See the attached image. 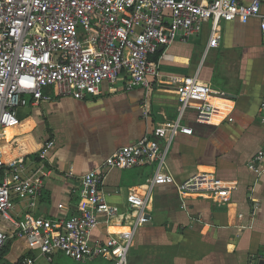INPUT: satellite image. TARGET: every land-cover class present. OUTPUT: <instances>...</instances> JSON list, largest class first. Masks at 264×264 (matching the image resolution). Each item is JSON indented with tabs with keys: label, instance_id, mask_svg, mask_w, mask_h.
<instances>
[{
	"label": "built area",
	"instance_id": "2783aa9c",
	"mask_svg": "<svg viewBox=\"0 0 264 264\" xmlns=\"http://www.w3.org/2000/svg\"><path fill=\"white\" fill-rule=\"evenodd\" d=\"M250 18H258L264 32V0H0V252L23 241L27 255L22 264H35L38 258L50 263L57 253L78 262L103 258L110 264H130L137 230L151 220L153 188L177 184L167 160L173 141L193 133L181 123L183 112L194 108L197 121L210 123L215 114L212 99L230 100L228 94L198 75L172 77L180 116L157 124L149 136L119 148L80 176L76 211L55 219L32 211L43 196L56 141L44 140L34 156L5 160L3 144L9 130L20 124L18 110L55 98L99 96L105 83L123 81L127 89L151 90L160 77L161 60L174 43L188 42L210 22L207 50L217 48L223 22ZM158 52L162 54L155 59ZM259 109L264 123V96ZM232 110L220 123L234 121ZM143 114L146 117L148 110ZM146 165L154 166V174L143 194H127V226L92 241L101 216L109 221L122 212L107 201V174ZM248 168L258 175L264 172V149L254 154ZM177 187L181 194L212 199H229L232 191L215 172H198Z\"/></svg>",
	"mask_w": 264,
	"mask_h": 264
},
{
	"label": "crops",
	"instance_id": "0c3cea01",
	"mask_svg": "<svg viewBox=\"0 0 264 264\" xmlns=\"http://www.w3.org/2000/svg\"><path fill=\"white\" fill-rule=\"evenodd\" d=\"M210 28L207 22L198 36L166 50L160 77L151 90L142 86L127 89L123 81L105 83L99 96L55 98L18 110L20 124L9 130V139L3 144L5 160L34 156L44 140L56 141L43 196L32 211L36 216L55 219L75 212L80 176L100 166L119 148L149 136L157 124L178 118L182 112L169 80L198 75L225 91L230 100L212 99L215 114L210 123L197 121L194 108L183 112L181 123L193 133L180 134L173 141L167 167L177 184L198 172H215L232 189L231 197L181 194L177 184L155 186L151 220L138 228L129 263L264 264V172L258 175L248 168L250 158L264 149L259 109L264 96V32L258 18L223 22L219 47L207 50ZM232 106L234 121L220 123ZM70 171L73 176H68ZM153 174V165L107 174V201L122 212L109 221L101 216L91 233L92 241L127 226L123 222L127 194H143V186ZM61 203L64 208H59ZM16 244L22 246L18 257L27 254L23 241ZM75 262L110 264L103 258Z\"/></svg>",
	"mask_w": 264,
	"mask_h": 264
},
{
	"label": "rangeland",
	"instance_id": "374dc122",
	"mask_svg": "<svg viewBox=\"0 0 264 264\" xmlns=\"http://www.w3.org/2000/svg\"><path fill=\"white\" fill-rule=\"evenodd\" d=\"M19 253L20 251L18 250V244H14V246L12 247L9 253L11 260H16ZM37 264H47V263L43 259H40L38 260ZM52 264H78V263H76L74 260L68 257H65L64 255L60 253L59 255L55 257V261Z\"/></svg>",
	"mask_w": 264,
	"mask_h": 264
},
{
	"label": "trees",
	"instance_id": "16d2710c",
	"mask_svg": "<svg viewBox=\"0 0 264 264\" xmlns=\"http://www.w3.org/2000/svg\"><path fill=\"white\" fill-rule=\"evenodd\" d=\"M162 54V52H158L155 56H154V58L155 59H158V57L160 56ZM254 156V155H253ZM252 156V157H253ZM251 157V158H252ZM250 158V159H251ZM9 253H10V245L7 247V248H5V249H3L1 252H0V262L2 263V264H22V261H23V259L25 258V256L27 255V254H24V255H21L17 260H11V258H10V256H9Z\"/></svg>",
	"mask_w": 264,
	"mask_h": 264
},
{
	"label": "water",
	"instance_id": "95a60500",
	"mask_svg": "<svg viewBox=\"0 0 264 264\" xmlns=\"http://www.w3.org/2000/svg\"><path fill=\"white\" fill-rule=\"evenodd\" d=\"M163 49H164V48L161 46V47L159 48V51H163Z\"/></svg>",
	"mask_w": 264,
	"mask_h": 264
}]
</instances>
